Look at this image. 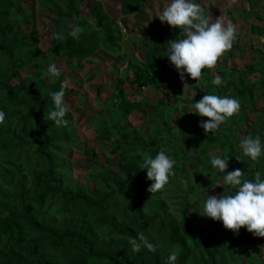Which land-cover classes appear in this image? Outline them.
Here are the masks:
<instances>
[{"label":"trees","instance_id":"trees-1","mask_svg":"<svg viewBox=\"0 0 264 264\" xmlns=\"http://www.w3.org/2000/svg\"><path fill=\"white\" fill-rule=\"evenodd\" d=\"M35 1L36 13L24 6V0H0V108L6 112L5 123L0 124V264H167L174 248L180 251L177 264H264V237L252 239L254 234L246 226L237 233L222 221L204 216L215 231L194 216L202 210L198 196L208 193L201 188L202 180L210 188L222 180L211 165L214 155H229L228 170L240 168L246 179H254L253 173L264 169V157L242 162L233 155L243 137L259 134L264 138V111L257 113L254 124L247 122L246 115L258 104L257 86L264 88L261 48L254 62L232 67L218 61L213 71L202 70L200 78L186 74L189 86L185 88V81L164 56L166 43L180 34L178 26L161 23L159 17L149 20V43L130 41L131 51L126 53L123 39L127 37L119 18L105 11L103 0ZM108 1L118 3L121 15L129 17L146 0ZM208 10L210 14L217 11L212 4ZM77 24L85 28L79 39L69 34ZM49 25L52 38L43 45L40 28ZM136 37L142 40V34ZM237 38L240 43L233 44L229 54L239 51V44L246 40L238 31ZM103 49L120 65L128 59L125 76L117 78L113 94L91 117L97 122L94 140L109 157L106 162L98 160V148L88 146L78 133L72 111L66 115V125L47 118L55 106L51 93L62 86L66 98L78 95L76 102L88 103L80 97L83 82L77 73ZM60 61L68 68L72 64L76 75L61 72L58 78H48V65L59 66ZM101 73L102 69L92 73L86 81ZM110 74L114 77L115 71ZM215 75L224 78L219 86L211 83ZM69 76L76 87L65 85ZM167 78L170 91L179 95L172 100L160 92ZM126 84L140 91H158L159 100L154 104L146 99L130 101ZM215 88L218 95L238 98L241 109L219 130L206 132L201 121L210 118L188 111L189 104ZM103 91L97 85L96 97ZM148 108L152 120L160 124L131 125L129 116ZM193 114L196 120L184 134L189 146L182 155L168 146L173 124L189 121ZM76 149L85 163L84 182L73 173L71 158ZM160 150L177 161L175 175L164 189L151 193L153 181L141 163L145 154L155 156ZM222 190L227 193L229 187ZM140 232L157 245L155 252L146 247L132 250L130 240L139 239Z\"/></svg>","mask_w":264,"mask_h":264},{"label":"clouds","instance_id":"clouds-1","mask_svg":"<svg viewBox=\"0 0 264 264\" xmlns=\"http://www.w3.org/2000/svg\"><path fill=\"white\" fill-rule=\"evenodd\" d=\"M156 16L161 22L180 28L176 39L166 43V54L175 66L182 81L187 84L186 74L191 78H200L204 69H214L218 59L233 47L237 39V25L221 15L215 20L205 14L203 6L197 0H164L163 6ZM85 30L83 25L77 24L70 31V35L79 39L80 33ZM61 34L57 33L59 37ZM62 68L56 63H50L45 75L48 78H58ZM224 78L215 75L211 83L221 85ZM66 85V81L64 82ZM54 108L47 113V118L56 125H66V115L69 105L65 102V87L51 93ZM241 109L238 98L229 95H218L209 92L198 101L189 104L190 112L208 117L202 120L201 126L206 132L219 130L221 126ZM6 112L0 108V124L5 123ZM235 158L244 162L245 159L259 161L264 157V138L261 135L249 134L239 141V150ZM229 155L217 154L211 158L212 167L221 174L222 181L229 187V191L210 195L202 200L201 215L222 221L223 225L235 232L246 226L249 232L264 237V169L256 170L254 179H246L240 168L229 171ZM177 161L165 150H160L153 156L145 154L141 168L146 169L147 177L153 181L149 186L151 193L158 192L169 184L170 178L175 175ZM145 211H147L145 209ZM131 248L139 252L141 248L155 252L157 245L152 243L144 232L139 233V239L131 238ZM180 251L174 248L167 257V264H177Z\"/></svg>","mask_w":264,"mask_h":264},{"label":"rangeland","instance_id":"rangeland-1","mask_svg":"<svg viewBox=\"0 0 264 264\" xmlns=\"http://www.w3.org/2000/svg\"><path fill=\"white\" fill-rule=\"evenodd\" d=\"M229 1L230 0H225V1L223 0H197L198 3L199 2L204 3L202 4V6L205 11V14H209L211 17L221 16L222 14H219V13L224 12L221 6L225 5ZM163 3H164V0H146L138 12H136L134 15H131L129 17H125L121 15L120 5L118 3H113L108 0H103L105 11L112 17L117 16L119 18L118 21L120 25L122 26V29L125 32V35L127 38L123 39L124 52L127 53L131 51L130 49L133 43L130 41H135L136 45H138V43L141 41H143L145 45L149 43L150 38L148 36V33L151 31L149 20L154 19L155 17H158L156 16V13L163 6ZM89 4L90 2H87L86 6L88 7ZM209 4H212L215 7H217L219 13H217L216 11L215 13L210 14L208 10ZM24 6L31 8L32 11L36 13L37 5H36L35 0H24ZM257 30L259 31V28H257ZM40 32L41 34H43L41 38L43 45H48L50 39L52 38V34H53L52 26L49 25L48 27H45L43 29L40 28ZM138 33L142 34V40L136 37V34ZM238 42L240 43V40ZM239 46H242V45L239 44ZM143 48L144 47H142L138 51V55H137L138 58H141L140 56L143 54V51H144ZM240 56L241 55H239V52L237 50H233L231 54H229V52L227 51L218 59V61L222 63H226L227 65L232 66V67H234L236 64L241 66L242 64H245L247 60L243 59L240 61L239 60ZM257 56H254L252 61H254L257 58ZM114 57H115L114 55H111L107 50L103 49L99 51L95 55V57L92 58V61L90 60L89 62L85 63V67L82 72L78 71L77 73L78 77H80V79L83 82V87L80 89L79 94L81 98L86 99V102H88L86 105L84 104V102H81L82 104H79L78 102H76L78 95L69 96L67 98L65 97V102L69 105V111H72L74 118H76L75 125L78 127V133L81 135L82 138H84L87 141L88 146H95L96 148H98L97 158L100 162H106L107 160H109V157L103 153L102 148H99L98 147L99 144L94 140V135H95L94 128L97 125V122H95L94 119L91 117L98 115V112L101 109L100 103H103L105 99H107L108 97H110V95L113 94L114 85L116 84L117 78L123 77L126 74V63L128 59L126 58L124 63L120 65L119 63L120 60ZM242 57L244 56L242 55ZM58 64H60L59 67L62 68V73H66L67 75L70 74V76L76 75V73H74V71H71L70 69V68H73L72 64L69 66L70 68H68L66 64L63 63L62 61L58 62ZM101 69H102L101 77H98L89 83L86 81L87 76ZM113 70L115 71V76L111 77L110 73H112ZM209 70L213 71V69H209ZM130 74H132V72H130L129 75ZM70 76L66 77L67 84H69L70 87H76L71 83ZM167 80L169 81H166L165 85L161 87L160 92H164L165 94L168 95V98L172 100L174 97H176L177 93L175 91H170L172 90V88H170L171 86L170 78H167ZM97 85H102L105 92L103 91L102 94L96 97ZM201 87L204 88V84H201ZM124 88H125L126 93L128 94V98L130 101L135 102V101L146 99V100L152 101V104H154L156 101L159 100L158 91H155L153 89L147 88V89H143L140 91L136 88H133L130 84H126ZM257 90H258V98H257L258 104L253 107L254 112L252 113V112L246 111V115L248 117L247 122H249L250 124L256 123L257 121L256 115L258 112L264 111V88L261 89L259 86H257ZM215 91H216V88L213 89V92ZM78 105L81 106V109L79 110L77 109ZM147 110H148L147 112L146 111L145 112L136 111L133 115L129 116L128 119L131 125L135 127L140 126L141 124H144V123H146L147 125L149 123L159 125L160 120H152L153 118H151L152 116L150 115L151 109L148 108ZM171 116L173 118L175 117V115H171ZM195 120H196V117L193 114V115H190L189 121H180L179 123L173 124V139L168 143V146L171 149H173L174 151L178 150L183 155L184 150L189 146L186 143V138L184 134L186 131L190 129L191 123ZM150 129L151 127L148 129L146 128L145 132L149 131ZM167 130H169V127H167ZM239 136H242V135H239ZM105 153L107 154V152ZM190 153H192V151ZM71 159H72L73 167L75 169L73 170V173L77 174V176L80 177L81 181L84 182L85 172L81 170V168L84 167L85 163L82 162L83 161L82 154L76 149L75 154ZM110 159L112 162H115V163H117L118 161V159L115 156H111ZM193 167L194 165L188 166V168L190 169ZM199 176L204 178L205 175L199 174ZM189 177L193 181L196 180V177L193 175H190ZM200 185H201V188L206 189L208 191V194L210 195L221 194L223 193L222 187H226V184H224L222 180H219L217 184L215 185L216 187L213 186L212 188L206 187L207 183L205 180H202ZM198 191L199 190H197V192ZM205 198L206 196H204V194H201L200 196H198V201L200 202L199 207L200 205H202V200ZM194 216L196 219H198V221L203 223V225L206 226L207 228L213 229L215 231L218 230L217 228H213V226H210L209 221L204 220L203 219L204 216L201 215L200 213L195 214ZM240 232H241V229L239 230L238 233ZM254 237L256 238L260 236L253 235L252 239ZM258 243L259 242L257 241V244ZM262 258H263L262 261L264 263V255Z\"/></svg>","mask_w":264,"mask_h":264},{"label":"crops","instance_id":"crops-1","mask_svg":"<svg viewBox=\"0 0 264 264\" xmlns=\"http://www.w3.org/2000/svg\"><path fill=\"white\" fill-rule=\"evenodd\" d=\"M221 7L224 12L219 13L215 7L217 13L222 14L226 20L231 18V21L237 25V31L242 33L243 38L246 39L239 47L238 52L241 55L239 60L246 59V63L254 62L255 60L252 61V59L258 55L260 48L261 53H264V48H262V43L264 44V0H230ZM216 17L212 18L216 19ZM253 28L254 31H252Z\"/></svg>","mask_w":264,"mask_h":264},{"label":"built area","instance_id":"built-area-1","mask_svg":"<svg viewBox=\"0 0 264 264\" xmlns=\"http://www.w3.org/2000/svg\"><path fill=\"white\" fill-rule=\"evenodd\" d=\"M238 43V38L234 41V43L233 44H237Z\"/></svg>","mask_w":264,"mask_h":264}]
</instances>
